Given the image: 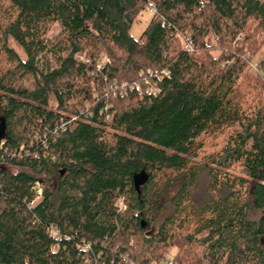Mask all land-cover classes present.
Segmentation results:
<instances>
[{
  "label": "trees",
  "instance_id": "16d2710c",
  "mask_svg": "<svg viewBox=\"0 0 264 264\" xmlns=\"http://www.w3.org/2000/svg\"><path fill=\"white\" fill-rule=\"evenodd\" d=\"M263 47L264 0H0V264H264Z\"/></svg>",
  "mask_w": 264,
  "mask_h": 264
},
{
  "label": "rangeland",
  "instance_id": "374dc122",
  "mask_svg": "<svg viewBox=\"0 0 264 264\" xmlns=\"http://www.w3.org/2000/svg\"><path fill=\"white\" fill-rule=\"evenodd\" d=\"M151 16H152V11H150L149 9L143 10L142 12L139 13L136 20L133 22V24L130 28V34L134 38H138L141 35V33L143 32V30H145V28L147 27V25L150 21ZM58 33H59V28L57 26H54L52 28L51 32L49 33V37L52 38L55 35H57ZM10 46L19 54V56L22 59L24 58L22 50L16 44H14L13 42H10ZM250 70L257 76H259V74L264 76V47L262 48V50L257 55L252 57L251 62H250ZM86 106L87 105H85V107ZM204 194L205 193H204L203 183H201L200 187H199V191L195 192V197L199 200H202L205 198ZM117 204L120 207L119 209L123 210L124 205L123 204L121 205L119 203V201ZM159 222L160 221H157L154 224L153 231H155L157 229ZM174 252H175L174 249L171 250L170 255H172Z\"/></svg>",
  "mask_w": 264,
  "mask_h": 264
},
{
  "label": "built area",
  "instance_id": "2783aa9c",
  "mask_svg": "<svg viewBox=\"0 0 264 264\" xmlns=\"http://www.w3.org/2000/svg\"><path fill=\"white\" fill-rule=\"evenodd\" d=\"M186 49L188 50V51H190L191 50V48L189 47V46H187L186 47ZM107 59L105 58V56H103L102 57V59H101V63H106L107 61H106ZM164 74V73H163ZM110 88H113L112 87V85H110L109 86ZM132 88V85H128V83L127 82H122V84L119 86V94H122L125 90H126V88ZM150 91H152L154 94H156L157 92H158V90L157 89H154V88H151V90ZM33 191H34V193L36 194V198H35V200H33L32 202H30V204H29V207H32L33 205H35L38 201H40V199H41V189H40V187H39V185L38 184H36L34 187H33ZM119 201V203L122 205L123 204V200L122 199H119L118 200ZM118 201H117V203H118ZM116 203V205H117V207H118V209L120 208L119 206H118V204ZM124 205V204H123ZM125 209V207L123 208V210ZM120 211H123V210H121V209H119ZM50 234L51 235H53V236H56V232L55 231H51L50 232ZM163 264H172L171 262H166V263H163Z\"/></svg>",
  "mask_w": 264,
  "mask_h": 264
}]
</instances>
